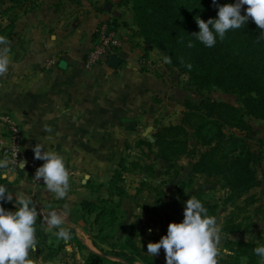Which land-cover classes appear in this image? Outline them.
<instances>
[{"label": "crops", "instance_id": "obj_1", "mask_svg": "<svg viewBox=\"0 0 264 264\" xmlns=\"http://www.w3.org/2000/svg\"><path fill=\"white\" fill-rule=\"evenodd\" d=\"M119 2L91 0L83 12L68 19L65 14H27L9 40V68L0 76V111L11 114L23 130L27 167L44 163L34 158L32 150L39 142L45 145L44 150L63 156L71 173L64 199H57L44 186H32L30 172L20 167L23 172L14 170L10 163L7 169H0L4 180L0 185H6L13 194L31 196L40 213V224L52 233L58 229L42 223L44 216L53 210L63 213L62 227L74 230L84 245L97 253L95 215L83 212L82 203H97L107 196L126 147L134 146L152 127L157 108L154 96H169L176 106L184 97L178 85L169 84L152 71L155 50L150 51L138 35L132 11ZM108 3L110 12L106 10ZM115 20L124 44L117 54L122 59L120 67L114 69L108 61L88 71L85 62L96 30L104 22ZM3 136L0 125V142ZM4 158L0 145V159ZM128 191L136 195V189ZM151 195L143 192L136 199L123 200L125 219L118 237L128 231L132 222L127 225V218L132 220L136 203H146ZM216 218L222 228L221 216ZM222 237L223 243L245 239L240 233Z\"/></svg>", "mask_w": 264, "mask_h": 264}, {"label": "trees", "instance_id": "obj_2", "mask_svg": "<svg viewBox=\"0 0 264 264\" xmlns=\"http://www.w3.org/2000/svg\"><path fill=\"white\" fill-rule=\"evenodd\" d=\"M2 1L30 7L35 3L34 0ZM227 3H235V0H216L215 4L213 0H120L119 5L131 8L133 24L143 42L170 56L172 65L182 74L189 75L190 82L198 91L210 92L216 88L237 98V106L209 99L198 104H187L178 125L157 128L153 132L154 142L141 139L136 143V148L144 146L149 151L156 148L154 161L168 164L165 175L171 176L172 170L179 168L177 163L182 159L192 160L194 175L220 178L225 187L231 190L230 199L235 200L259 186L256 167L260 157L251 151L245 138L250 129L247 117L264 120V40L257 42L260 29L251 19L240 29L226 32L223 40L217 36V42L211 48L191 36L199 32L196 17L205 21L215 19L217 5ZM241 14H246L243 9ZM111 25L117 29L116 20ZM189 41L194 44L191 48L187 46ZM188 63L192 65L191 70L185 67ZM140 154L132 146L126 147V155L108 186L109 200L100 198L97 203H82L83 212L95 215L98 230L94 239L102 245L109 244L110 248V252L103 247H99L98 253L91 251L75 231L70 230L72 239L67 243H76L78 248L88 252L85 264H135L139 260L144 264H156L138 245L137 224L129 226L122 241L112 242L113 238H117L123 220L115 223L119 211H122L123 200L135 199L143 192L159 193L157 188L148 186L145 181L136 190V195L128 192L125 184L128 174H140L152 169V165L144 161L146 153ZM18 171L23 172L19 167ZM0 182L4 180L0 178ZM197 199L203 203L209 215L217 217L218 207L201 197ZM159 203L158 194L156 204ZM14 205L0 202V206L6 210L15 211ZM36 224H40L38 216ZM35 227L36 233L41 234V227ZM250 228L241 220H230L226 222L223 233L225 236L233 233L246 236ZM256 246L258 244L254 241L227 239L222 250L227 248L234 255H226L222 251L219 264H260V258L253 251Z\"/></svg>", "mask_w": 264, "mask_h": 264}, {"label": "rangeland", "instance_id": "obj_3", "mask_svg": "<svg viewBox=\"0 0 264 264\" xmlns=\"http://www.w3.org/2000/svg\"><path fill=\"white\" fill-rule=\"evenodd\" d=\"M90 1L91 0H34V5L30 7L28 5L14 6L11 3L0 0V35L11 40L12 34H14V31L18 27L17 23L27 14L37 12L38 14H42L43 17L49 14L52 16L65 14V18L68 19L83 12L85 10L84 7L88 5L87 2L89 3ZM124 8L131 10L130 7ZM150 48V51L153 49L155 50L153 56L154 62L151 65L152 71L161 79L166 80L169 84L174 83V85H178L184 95L183 98L179 99L180 101L177 106L176 101L171 100L169 96H163L161 98L159 95L154 96L157 106L156 118H154L152 122V127L148 128L151 130L150 134L152 137L153 132L157 128L178 125L181 122L183 113L186 111L187 104H198L204 99H209L237 106V98L233 94H226L216 88L210 92L198 91L190 82L189 75L182 74L172 63L164 64V55L160 50L153 46H150ZM171 101L173 104H170ZM246 121L250 126V129L246 132V143L251 151L260 157V161L256 167L259 186L257 187V191H254L255 195L249 193L243 196V198L235 200L230 199L231 190L225 187L220 178L194 175L192 173V160L182 159L177 163L179 168L177 170H172L171 176L165 175L164 172L168 169V164L163 161H154L153 153L156 148L151 151L147 150L144 146L142 148H136V143L138 141L132 146L137 153H141L140 155L146 153L147 157H144V161L151 164L152 169L146 172H140V174H128L125 183L126 187L134 191L145 181L148 186L157 188L159 191V193L153 192L149 201L146 203L137 202L132 220L127 218L126 222L127 225H130L131 222V224H137V242L145 254H147V244L149 242H158L163 235L167 234V227L170 222L180 223L183 221L184 202L189 199L190 196L196 198L201 197L211 205L218 207L217 215L219 214L221 216L219 221L223 224L221 228L222 236L225 237L223 231L227 221L236 220V222H238L241 220L243 224L251 226L250 233L246 236H252V238L246 240V236H244L246 241L264 242V228L261 226V224H264V120L247 117ZM141 139L147 138L143 135ZM108 190L107 187V191ZM158 194L160 195V203L157 205L156 201ZM101 198L109 200V191L106 197ZM117 216L118 220L115 221V223H118L120 221L119 219H125L123 211H119ZM123 220L121 222H123ZM35 226L41 227V234L38 235L36 233L38 243L37 250L35 253H30V258H32L36 264H85V258L88 255L86 250L78 248L76 243L71 242V244H68L59 240L54 233L43 228L41 224H36ZM95 228L98 230V227ZM149 229L151 230L150 232ZM96 230L95 233H97ZM128 231L125 232L121 238L118 237L117 233V238H113L112 242L122 241L124 238L123 236L126 235ZM108 232L109 229L107 230V233ZM223 242L224 239L221 241V249L224 247ZM108 245H105L104 248L110 252ZM101 246L102 244L99 241V244L95 245V248L98 250ZM147 255L150 256L149 254ZM152 258L156 264H166L165 253L162 248L160 249L159 255L153 256ZM135 264H144V262L139 260Z\"/></svg>", "mask_w": 264, "mask_h": 264}, {"label": "clouds", "instance_id": "obj_4", "mask_svg": "<svg viewBox=\"0 0 264 264\" xmlns=\"http://www.w3.org/2000/svg\"><path fill=\"white\" fill-rule=\"evenodd\" d=\"M216 3V0H213ZM245 6H247L245 8ZM217 18L207 21L196 17L199 32L193 33L196 40L206 47H213L217 36L223 40L226 32L231 29H240L251 19L260 29L258 41L264 40V0H235V3L217 5ZM242 9L246 14L242 15ZM10 41L0 35V76L7 73L9 60ZM187 46L193 47L192 41ZM164 64H171L168 55L163 56ZM181 63L184 64L183 59ZM189 70L192 65L185 64ZM45 145L36 143L32 150L34 158L44 163L35 171V178L43 182L46 189L57 199H64L70 189V175L65 165L63 156L44 150ZM10 161L7 157L0 159V169H7ZM7 173H4L6 176ZM15 200V211L6 210L0 206V264H36L30 258V253H35L38 247L36 239V221L40 215L31 196L24 193H11L6 185H0V202ZM183 221L170 222L167 234L158 242L147 244V254L158 256L162 248L165 253L166 264H219L222 251L226 255H234L227 248L221 249V228L215 216L209 215L203 203L194 196L184 202ZM49 229H58L54 235L65 243L72 239L71 233L62 225L65 215L57 211H49L42 221ZM264 228V224H261ZM151 230L149 229V232ZM246 240L252 236H246ZM254 248V254L264 264V244Z\"/></svg>", "mask_w": 264, "mask_h": 264}, {"label": "built area", "instance_id": "obj_5", "mask_svg": "<svg viewBox=\"0 0 264 264\" xmlns=\"http://www.w3.org/2000/svg\"><path fill=\"white\" fill-rule=\"evenodd\" d=\"M111 23L112 21L104 22L95 32L96 37L85 62L88 71L99 64L107 63L110 57L117 55L124 46L122 37ZM0 125L4 128V136L0 142L2 153L10 161V167L14 170L18 169L20 162L26 159L23 130L11 114L1 111ZM37 168L35 164L30 165V184L35 187H46L42 181L34 177ZM69 175L71 176L70 172Z\"/></svg>", "mask_w": 264, "mask_h": 264}, {"label": "water", "instance_id": "obj_6", "mask_svg": "<svg viewBox=\"0 0 264 264\" xmlns=\"http://www.w3.org/2000/svg\"><path fill=\"white\" fill-rule=\"evenodd\" d=\"M106 10L108 12L111 11V4L110 3L107 4ZM121 63H122V59L117 55H113L109 59V65H110V67H112L114 69H118L120 67ZM150 131H151L150 129H147L145 134H144V137H146L150 142H154V138L150 134ZM19 167L23 170L26 169L27 171L30 172V167H27V161L20 162Z\"/></svg>", "mask_w": 264, "mask_h": 264}]
</instances>
